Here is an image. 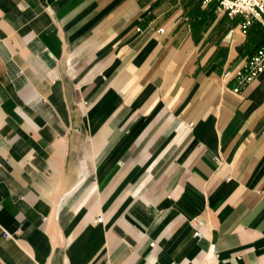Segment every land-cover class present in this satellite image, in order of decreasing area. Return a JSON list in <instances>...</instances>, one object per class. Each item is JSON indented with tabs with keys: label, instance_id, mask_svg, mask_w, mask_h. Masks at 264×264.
I'll return each instance as SVG.
<instances>
[{
	"label": "crops",
	"instance_id": "1",
	"mask_svg": "<svg viewBox=\"0 0 264 264\" xmlns=\"http://www.w3.org/2000/svg\"><path fill=\"white\" fill-rule=\"evenodd\" d=\"M243 21L0 0V264H264V71L222 78L264 44Z\"/></svg>",
	"mask_w": 264,
	"mask_h": 264
},
{
	"label": "built area",
	"instance_id": "2",
	"mask_svg": "<svg viewBox=\"0 0 264 264\" xmlns=\"http://www.w3.org/2000/svg\"><path fill=\"white\" fill-rule=\"evenodd\" d=\"M212 0H204L208 3ZM221 9L229 15H242L244 21L242 23L243 32H247L249 26L258 20L264 26V0H218ZM163 31V28L160 29ZM264 71V44L249 56L243 64L236 69L227 68L222 72V78L229 80L234 78L236 86L234 91L238 92L244 86L250 84ZM192 125V123H190ZM101 219V218H99ZM199 235V232H196Z\"/></svg>",
	"mask_w": 264,
	"mask_h": 264
}]
</instances>
